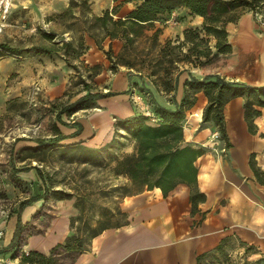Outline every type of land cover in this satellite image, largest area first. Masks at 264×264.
I'll use <instances>...</instances> for the list:
<instances>
[{
	"label": "crops",
	"instance_id": "obj_1",
	"mask_svg": "<svg viewBox=\"0 0 264 264\" xmlns=\"http://www.w3.org/2000/svg\"><path fill=\"white\" fill-rule=\"evenodd\" d=\"M87 2L96 15L119 6L112 15L123 18L140 1ZM156 24L162 28L161 42L183 40L187 29L203 28V17L191 15L187 8L180 7L165 14V20ZM227 31L231 52L218 53L203 66L184 64L176 93L178 100L184 95V82L189 74L199 79L214 75L232 82L264 86V25L259 24L252 12H245L237 22L227 24ZM83 39L89 49L85 61L103 64V69L94 78L99 88L91 89L114 94L96 99L89 107L73 113L67 124L58 122L52 137L58 134L66 137L55 147L39 145L29 138L5 140L7 142L0 139V143L3 142L0 144L2 162L12 168L9 178L0 171V189L8 185L10 190L16 189L17 195L22 193L15 188L18 184L31 187L28 195L21 196L20 202L11 207L7 218L0 216V228L5 230L0 241L2 257L10 258L8 252L13 250L18 232L35 217H42L41 210L47 201L44 196L46 177L41 168L44 151L56 153L59 158L60 149H64L71 161L100 168L107 166L108 162L114 165L121 156L134 151L135 139L124 129H116L115 123L140 111L141 106L134 102L133 94H143L131 86L136 73L131 81L127 68L111 71L109 60L95 40L87 32H84ZM102 45L117 55L123 42L106 37ZM209 45L214 54L213 37H210ZM26 58L18 69L16 85L5 87L9 74L1 78L4 86L0 88V115L7 110V101L19 95L17 91L30 83L39 82L43 88L42 97L50 100L64 98L69 92L72 68L70 70L63 60L43 54ZM85 93V89L81 90L71 102ZM196 97L195 105L187 111L183 128L185 144L204 149L196 161L197 186L206 197L198 204L199 210L191 212V189L187 184L180 183L166 197L160 188L149 190L144 187L143 191L122 202L125 222L102 230L90 240L87 249L60 255L70 257L73 254L72 264H197L199 254L214 249L230 235L256 246L255 260L264 255V184L257 180L250 164L254 155L257 167L264 174V108H261V115L255 117L251 130L245 118V96L237 95L228 100L223 107L226 139L215 122L202 121L208 104L203 90L198 91ZM159 101L170 106L164 98ZM213 132H219L220 139L212 141ZM63 201L56 200L59 213L49 220L41 233L27 235L25 249L49 256L53 248L74 234L72 223L78 210L73 200L71 206L68 205L70 202Z\"/></svg>",
	"mask_w": 264,
	"mask_h": 264
},
{
	"label": "trees",
	"instance_id": "obj_2",
	"mask_svg": "<svg viewBox=\"0 0 264 264\" xmlns=\"http://www.w3.org/2000/svg\"><path fill=\"white\" fill-rule=\"evenodd\" d=\"M126 1L140 2L123 18H114L112 15L115 14L119 6L94 16V22L90 29L100 30L103 35L102 39H99L90 29L87 33L95 40L97 47L105 53L110 62L109 69L111 71L116 72L120 67L130 70V80L132 81L133 77H136L131 86L135 89L138 88V91L143 95L146 94L142 87L146 86L144 77L146 76L161 97L155 96L154 90L147 86V95L151 96L149 104L152 106L151 112L154 120L151 116L139 111L132 117L116 121V129H124L135 139L136 143L133 152L126 153L115 161L112 171L115 176H123L129 181V185L125 186L126 189L136 188V191L128 192L131 195L143 191L145 187L149 190L160 188L166 197L180 183L187 184L191 189V212L195 213L199 210L198 204L206 199L205 194L200 192L197 186L198 167L196 165V161L203 155L204 149L185 144L183 122L187 111L196 103L197 92L203 90L208 98L202 121L215 122L220 127L223 137L227 139L223 114L225 103L237 95L245 96V118L252 130L255 125V117L261 115V108H264V86L232 82L214 75L199 79L189 74V78L184 82V95L178 100L176 93L179 79L185 70H181L180 65L203 66L210 63L216 54L231 52L227 24L237 22L245 12L264 11V0ZM83 2L86 3L87 0H83ZM180 7L187 8L191 15L202 16L203 28L201 30L187 29L184 32L183 40L178 38L161 42L162 28L157 26L156 22L164 21L165 14ZM47 36L51 38L50 34ZM106 37L122 40L123 46L117 55L111 48L108 50L103 48L102 41ZM210 37L215 39L216 52L214 54L209 45ZM138 41H142L145 47L143 53H140L139 49L135 47ZM64 45L68 47L70 43ZM80 45L81 47L85 46L83 38ZM86 47L84 50H87L88 47ZM54 49L45 47L41 50L52 53ZM83 53L76 52L73 54V58L78 59ZM67 65L75 68L73 64ZM89 68V71H92L89 74L90 79H94L102 70L100 64ZM134 72L136 74L133 76ZM91 88L90 84L85 83L86 93L74 102L63 104L56 111L57 119L62 120L64 115L70 117L73 113L89 107L96 99L114 94L113 92H93ZM152 96L156 99L152 100ZM162 98L166 99L170 106L160 103L159 100ZM65 137V135L58 134L49 140H40L39 142L45 147H55ZM250 164L257 180L264 184V174L257 167L254 155L251 156ZM55 193L58 197H64L60 192ZM76 221L77 219L73 218V227ZM111 226L114 225L102 226L91 235L90 240ZM20 232H18L14 248L11 250V252L14 251V254L9 256L13 261L18 260L14 264H55V257L58 253L67 251L79 253L87 249L90 243L89 241L85 244L84 237L74 232L64 243L53 248L49 256L30 250L28 253L18 254L16 246ZM234 238L241 247L247 250L257 249L256 246L243 242L237 236L230 235L224 237L214 249L199 254L197 264H239L232 260L229 253V249L233 247L232 240ZM4 257L6 258V256ZM247 264H264V255L257 260L247 262Z\"/></svg>",
	"mask_w": 264,
	"mask_h": 264
},
{
	"label": "rangeland",
	"instance_id": "obj_3",
	"mask_svg": "<svg viewBox=\"0 0 264 264\" xmlns=\"http://www.w3.org/2000/svg\"><path fill=\"white\" fill-rule=\"evenodd\" d=\"M90 5L88 2L84 3L83 0H30L17 2L13 7L6 27L0 33V88L4 86L2 76L8 74L10 78L5 82V87L17 84L19 80H15V78L18 76L19 67L22 66L21 62L27 59L26 57L43 54L51 59L55 57L63 60L65 65L73 64L75 68L70 67L73 76L70 78L69 92L64 98L50 100L47 97H42L41 93L38 103L34 105L29 96L33 83H30L26 88L19 89L17 91L19 95L7 101V110L0 115V133L2 134L0 139L2 141L8 139L13 141L16 138H29L37 142L49 140L58 122L71 121V118L67 116H63V121L57 120L56 111L63 104L71 102V98L73 99L74 96L81 93V90L85 88V83L90 84L93 89L99 88L97 82L89 77V74L92 73V71H89V67L100 64L103 69V64L100 61L92 64L87 63L85 54L89 51L88 46L85 44L87 50H84L85 46L81 47L80 45L84 32L90 29L94 22V16H96ZM90 30L99 39H102L103 35L100 30H97V28ZM47 34H50L51 38ZM65 43H70V46L65 47ZM45 47L55 49L52 53H47L41 50ZM135 47L139 49L140 53L144 52L145 47L142 41H138ZM76 52L84 53L81 57L75 59L73 54ZM183 68L184 64H181L180 69ZM143 71L146 72V70ZM144 77L146 86L143 83L141 84L144 87V89L142 88L143 91L146 92L144 94L145 103L149 104L151 96L147 95V86L154 90L155 96H158V98L161 95L156 92L150 80L146 76ZM154 99L156 97L152 100ZM151 108L152 106L149 104V108L139 110L143 113L148 110L151 111ZM0 144H3V142ZM44 152V164L41 168L46 177L44 196L47 201L41 210L42 217L40 219L35 217L22 229L24 232H20L18 244H25L27 235L43 231L49 220L59 213V208L55 204L56 200L59 199L64 200L63 202L66 203L70 202V204L68 203L69 206H71V200H73L78 210L74 216L77 219L74 223V232L84 237L85 244L90 241L91 235L102 226L115 225L125 221L126 213L123 211L121 204L126 197L131 196L128 192L130 190L136 191V188L126 189L125 186L129 185V181L123 176H115L112 171L114 165L111 162L100 168L82 164L78 161H71L64 149H60L59 158L56 153ZM2 158L0 157L1 174L9 178L11 175L10 170H12L11 165L3 163ZM15 188L19 192L22 191V193L16 195V189L14 191L10 190L8 185L5 189H0V210L5 208L9 212L15 203L20 202L18 200L21 196L28 195L27 192L31 189L30 185L20 187L19 184ZM55 192H60L61 196L64 197H58ZM0 216L4 217L3 214H0ZM232 246L229 253L234 262L247 264V262L255 260L254 256L258 253L257 249L247 250L241 247L235 238L232 240ZM10 252H8V255L13 256L14 251ZM61 253L55 257V264H72L74 255L71 254L69 257L60 255Z\"/></svg>",
	"mask_w": 264,
	"mask_h": 264
},
{
	"label": "built area",
	"instance_id": "obj_4",
	"mask_svg": "<svg viewBox=\"0 0 264 264\" xmlns=\"http://www.w3.org/2000/svg\"><path fill=\"white\" fill-rule=\"evenodd\" d=\"M30 0H0V33L3 32L4 28L6 27L7 21L9 19V16L12 12L13 7L17 2H27ZM257 21L260 25H264V11H258L256 13H253ZM43 89L41 85L38 82H34L32 84V87L29 91V96L31 102L36 105L38 103L39 95L42 93ZM133 100L135 103H137L139 106H141L140 109H144L146 107L149 108V104L145 103V97L141 94H133ZM146 104V105H145ZM147 116H151L153 118L152 112L148 110L147 112H143ZM154 119V118H153ZM220 139V133L219 132H213L211 134V140L216 141ZM0 214H3L4 217H7L8 210L5 208H1ZM5 231L0 228V240L4 237ZM17 253H28L29 250L24 248V244H17L16 246ZM0 264H14V261L11 258H3L0 256Z\"/></svg>",
	"mask_w": 264,
	"mask_h": 264
}]
</instances>
